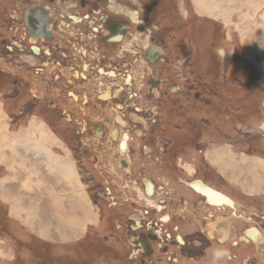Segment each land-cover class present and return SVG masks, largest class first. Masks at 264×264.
Instances as JSON below:
<instances>
[{
	"label": "rangeland",
	"instance_id": "374dc122",
	"mask_svg": "<svg viewBox=\"0 0 264 264\" xmlns=\"http://www.w3.org/2000/svg\"><path fill=\"white\" fill-rule=\"evenodd\" d=\"M134 1L140 5L152 3L156 8L155 19L161 20L163 27L171 25L177 28L172 35L166 33L164 41L173 54L180 55L179 60L182 61L179 66L182 68L185 63L189 80L202 77L203 86L200 88L205 97L204 109L199 110L201 113L188 110L187 115L178 120L181 127L165 134L182 138L176 140L177 149L172 151L184 157L189 164L186 174L180 176L181 180L191 183L198 179L208 187L217 188L234 204L241 206L238 207L240 215L252 216L257 227L264 230V190L248 198L239 195L240 191L235 195L234 187L237 185L216 177L213 165L208 163L217 145L231 148L240 156L257 157L249 159L254 160L255 169L258 161L264 163V0H127L126 3ZM15 3L16 0H0V24H7L3 18L8 19ZM7 32L10 33L0 31V34ZM179 43L183 46L180 52L174 47ZM5 73L2 60L0 264H128L119 260L128 259L130 254L129 249L127 253H121L118 217L124 212L123 215L129 214L133 218L131 201L134 208L151 204L143 195L142 187L129 186L135 179L131 175L133 168L137 167L135 175L140 169L142 155L135 159L129 155L132 170H126L123 175L118 170L116 174L112 173L109 169L114 164L110 159L95 158V154L83 150L82 144L73 142L71 128L64 124L56 111L42 107V104L32 107L34 101L43 97L40 86L37 88L38 78H33L35 75L29 77L30 86L25 89L24 82H21V87L8 84ZM16 76L22 78L21 74ZM157 134L162 136L159 132ZM6 152H10L11 163ZM37 155H46L52 165L54 159L57 166L64 161V166H60L63 174H59L54 166L56 163L44 172L47 162L35 160ZM90 157L94 159L91 165L87 159ZM168 161L174 165L173 157ZM104 167L111 173L89 174L90 168L94 172H104ZM153 167L156 169L155 165L145 169L152 171ZM261 167L264 169V165ZM29 170L30 174L27 173ZM258 172L252 169V180L263 178V172L262 176ZM136 176L140 180L152 177L158 186L169 181V176L162 173ZM37 178L45 187H32V184H37ZM55 183L58 187L54 186ZM189 194V200H193ZM152 202L155 204V198ZM188 204L189 209L197 210L191 202ZM187 225L189 237L191 233L197 234L194 225ZM73 228V234H69L67 231ZM127 234L132 237L131 232ZM83 238L91 244L84 243ZM40 243L51 244L52 258L44 256ZM241 247L245 248L240 244L238 250ZM192 252H196L195 247ZM48 253L51 255V250ZM246 255L250 257L251 254ZM183 264L193 263L185 261ZM250 264H264V246L252 250Z\"/></svg>",
	"mask_w": 264,
	"mask_h": 264
},
{
	"label": "flooded vegetation",
	"instance_id": "af4514ba",
	"mask_svg": "<svg viewBox=\"0 0 264 264\" xmlns=\"http://www.w3.org/2000/svg\"><path fill=\"white\" fill-rule=\"evenodd\" d=\"M126 1L16 0L8 19L3 18L7 24H0V31H10L0 34V57L4 55L0 63L3 60L7 83L21 87L24 82L28 89L29 77L35 75L43 97L32 107L42 104L56 111L71 128L73 142L95 158L110 159L112 173L132 170L129 155L132 159L142 155L136 175L175 173L158 186L152 177L140 180L133 168L136 181L129 186L142 187L151 204H141L140 209L131 201L133 218L124 212L118 217L121 253L129 249L130 254L119 259L122 263L212 264L213 251L227 248L226 264H250L252 250L264 246V230L252 216L240 215L241 206L219 190L208 187L229 201L213 205L184 183L180 176L189 164L172 153L182 138L165 136L181 127L178 120L188 110L204 109L202 77L189 80L185 63V70L179 66L180 55L164 41L166 33L172 35L177 28L163 27L154 17L152 3ZM181 44H175L176 51L183 49ZM172 157L173 166L168 161ZM87 159L94 163L92 157ZM154 165L152 171L145 169ZM104 169L90 168L89 174L111 173ZM188 202L197 207L196 213ZM187 224L194 225L197 234L189 237ZM240 244L245 248L238 250Z\"/></svg>",
	"mask_w": 264,
	"mask_h": 264
},
{
	"label": "crops",
	"instance_id": "0c3cea01",
	"mask_svg": "<svg viewBox=\"0 0 264 264\" xmlns=\"http://www.w3.org/2000/svg\"><path fill=\"white\" fill-rule=\"evenodd\" d=\"M240 74L241 73L236 74V75H240ZM8 150L9 149H6V151H8ZM212 153L213 154L210 155L211 158H210V161H208V163H210L211 165H213L212 166V168H213L212 171H213L214 175L216 177H218L219 179H223L225 182H229L231 184L234 183L237 186H239V188L237 186L234 187V189H235V195L237 194V191H240L242 193L239 194V195H243L245 198H248V197H251V195H253V193H257V192L258 193L259 192L261 193V191L264 190V187H262V185H264V179H263L264 178V169L261 167L262 165H264V163L262 161H261V163L259 161H258V164L256 163L257 164L256 169L259 170V172H258V175L259 176H262L261 175V172H263V178L262 177H258L257 179L256 178H253V180L251 179L252 178L251 171H252V169H254V170H256V169L254 167V160L249 161V159H253V158L254 159H257V157H255V156L254 157H252V156L249 157V156H246V155L240 156L239 154H237L231 148H228L226 146H223V148H222V147H218V145L215 148H213ZM8 155H10V152L7 153V156ZM34 159L37 160V161L42 160V162L43 161H46L47 162L45 164V167H47V168H44V172H47L46 171L47 169H49V170L52 169L50 166H53L54 163L57 162L54 159V162H53V165H52V163H51L52 161L50 162V160L48 159V157L45 156V155H43V157L37 155ZM8 161L11 163V159L9 158V156H8ZM61 162H62V160H61ZM63 162L61 164H59L58 166H57V163H56V165H54L56 167V169L58 170L59 174H63L62 172H60V170H61V167L60 166H64V163ZM43 165H44V163H43ZM22 169H24V167ZM231 169H234V171H231ZM48 173H51V172L48 171ZM53 173H55L57 175L56 170H54ZM43 176H44V174H43ZM37 179H38V181L36 180L37 181V184H32V187H45V184H43L42 181L40 182L39 181V178H37ZM251 180H252V182L250 183ZM254 180H256V181H254ZM67 183H68V185H70L68 181H67ZM253 183H255V184H253ZM234 184H232V185H234ZM12 185H14V182H12ZM224 185H225V187H228L227 184H224ZM54 186L55 187H58L56 185V183H55ZM21 187H22V185H21ZM16 188L19 189L18 187H16ZM37 189L40 190V188H37ZM255 189H258V190L257 191H254ZM216 190H218V189L216 188ZM22 200L25 201V202H28L29 201V200H27L25 198H22ZM57 203H60V200ZM86 220H87V218H86ZM59 223H58V220H57V224H59ZM74 230L75 229L73 228V230L67 231V232L69 234L70 233L73 234ZM8 234H9V232H8ZM41 234L46 236L45 233L44 234L41 233ZM84 238H83L84 243L87 242L88 244H91V242L89 240L84 239ZM40 244L43 245V250H44L43 251V254H44V256H46L48 259L50 257L52 258L53 251H52L51 244H49V243H40ZM49 250H51V255L48 253ZM78 263L79 262H72V264H78Z\"/></svg>",
	"mask_w": 264,
	"mask_h": 264
},
{
	"label": "bare ground",
	"instance_id": "6f19581e",
	"mask_svg": "<svg viewBox=\"0 0 264 264\" xmlns=\"http://www.w3.org/2000/svg\"><path fill=\"white\" fill-rule=\"evenodd\" d=\"M11 145V144H10ZM13 146V145H12ZM11 147L9 146V149H10ZM13 149V148H12ZM14 149H15V147H14ZM11 150V149H10ZM46 156V155H45ZM15 159H18V158H16L15 157ZM13 160V159H12ZM20 161V160H19ZM1 162V161H0ZM21 163H22V161H21ZM27 165V167H29L28 166V164H26ZM35 168V167H34ZM28 174H30V170L27 172ZM29 178H31V175H29ZM192 184V188L194 189V187L196 188L195 190L200 194V195H202V196H204V198H206L207 199V203H209V204H213V205H215V204H219V203H221V204H223V203H225L226 201H229L226 197H224L222 194H220V193H218V192H216V191H214V190H211V189H209L208 188V186L207 187H205L204 186V184L202 183V182H195V183H191ZM188 186H189V184H188ZM196 192V193H197ZM202 192V193H201ZM206 194V195H205ZM218 206V205H217ZM218 223V222H217ZM219 231V230H218ZM256 242V241H255Z\"/></svg>",
	"mask_w": 264,
	"mask_h": 264
},
{
	"label": "clouds",
	"instance_id": "9594fccd",
	"mask_svg": "<svg viewBox=\"0 0 264 264\" xmlns=\"http://www.w3.org/2000/svg\"><path fill=\"white\" fill-rule=\"evenodd\" d=\"M230 255L227 248H217L212 253V264H226V259Z\"/></svg>",
	"mask_w": 264,
	"mask_h": 264
},
{
	"label": "water",
	"instance_id": "95a60500",
	"mask_svg": "<svg viewBox=\"0 0 264 264\" xmlns=\"http://www.w3.org/2000/svg\"><path fill=\"white\" fill-rule=\"evenodd\" d=\"M201 182V181H200ZM189 184V187H192V184L191 183H188ZM205 187H207L206 185H204ZM202 193V192H201ZM206 195V194H205Z\"/></svg>",
	"mask_w": 264,
	"mask_h": 264
}]
</instances>
